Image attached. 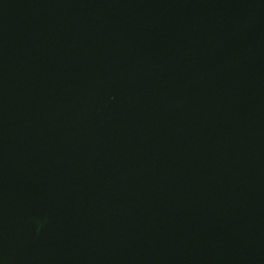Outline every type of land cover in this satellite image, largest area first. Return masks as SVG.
Returning <instances> with one entry per match:
<instances>
[{
    "label": "water",
    "instance_id": "obj_1",
    "mask_svg": "<svg viewBox=\"0 0 264 264\" xmlns=\"http://www.w3.org/2000/svg\"><path fill=\"white\" fill-rule=\"evenodd\" d=\"M0 264H264V0H0Z\"/></svg>",
    "mask_w": 264,
    "mask_h": 264
}]
</instances>
